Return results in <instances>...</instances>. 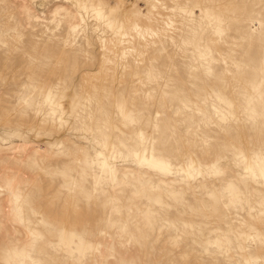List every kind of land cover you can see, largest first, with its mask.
I'll return each instance as SVG.
<instances>
[{"label":"rangeland","instance_id":"374dc122","mask_svg":"<svg viewBox=\"0 0 264 264\" xmlns=\"http://www.w3.org/2000/svg\"><path fill=\"white\" fill-rule=\"evenodd\" d=\"M0 264H264V0H0Z\"/></svg>","mask_w":264,"mask_h":264},{"label":"bare ground","instance_id":"6f19581e","mask_svg":"<svg viewBox=\"0 0 264 264\" xmlns=\"http://www.w3.org/2000/svg\"><path fill=\"white\" fill-rule=\"evenodd\" d=\"M167 166H169V165H167Z\"/></svg>","mask_w":264,"mask_h":264}]
</instances>
